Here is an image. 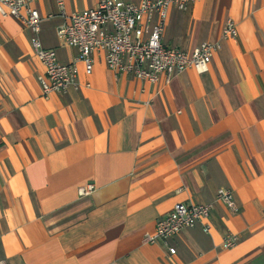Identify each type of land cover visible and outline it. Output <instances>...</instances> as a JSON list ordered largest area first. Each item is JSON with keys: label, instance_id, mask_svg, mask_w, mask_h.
Masks as SVG:
<instances>
[{"label": "crops", "instance_id": "0c3cea01", "mask_svg": "<svg viewBox=\"0 0 264 264\" xmlns=\"http://www.w3.org/2000/svg\"><path fill=\"white\" fill-rule=\"evenodd\" d=\"M63 1L65 15L56 0L34 6L53 15L40 38L66 64L79 52L58 27L99 0ZM229 18L238 34L222 38ZM214 41L206 72L151 84L96 54L90 75L77 64L78 88L45 98L30 31L0 14V264H264V0L168 10L166 46ZM178 202L213 203L209 231L198 224L146 242ZM229 234L237 244L224 248Z\"/></svg>", "mask_w": 264, "mask_h": 264}, {"label": "built area", "instance_id": "2783aa9c", "mask_svg": "<svg viewBox=\"0 0 264 264\" xmlns=\"http://www.w3.org/2000/svg\"><path fill=\"white\" fill-rule=\"evenodd\" d=\"M35 0H0V14L20 20L30 31L32 47L44 65L45 71L38 76L43 96L65 93L71 86L79 87L78 66L84 65L87 75L93 72L94 56L102 54L111 70L117 74H132L151 84L162 76L170 80L174 75L193 68L206 72L213 55L221 48L219 41L202 42L192 51L179 47H169L162 42L168 10L175 7L186 10L197 0H141L139 3L124 0H99L97 6L66 15V20L58 27V37L68 45L78 49L73 62L61 63L52 48L43 45L40 33L45 20L34 6ZM58 10L65 15L63 0H56ZM238 34L235 22L227 19L222 28V38H235ZM89 87L90 83H86ZM92 183L79 188L80 195H88L94 190ZM217 198L232 210H236L233 191L220 188ZM213 203L178 202L173 209L156 221L154 231L145 237L148 243L168 242L185 228L202 224L203 230L210 229ZM238 238L229 234L224 238L223 247L233 248ZM174 254L175 248L170 247Z\"/></svg>", "mask_w": 264, "mask_h": 264}]
</instances>
